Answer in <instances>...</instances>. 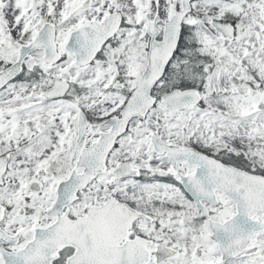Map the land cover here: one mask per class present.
<instances>
[{
  "label": "snow or ice",
  "instance_id": "1",
  "mask_svg": "<svg viewBox=\"0 0 264 264\" xmlns=\"http://www.w3.org/2000/svg\"><path fill=\"white\" fill-rule=\"evenodd\" d=\"M0 264H264V0H0Z\"/></svg>",
  "mask_w": 264,
  "mask_h": 264
}]
</instances>
